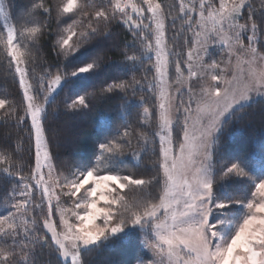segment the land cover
I'll use <instances>...</instances> for the list:
<instances>
[{
    "label": "snow or ice",
    "instance_id": "6c2138e0",
    "mask_svg": "<svg viewBox=\"0 0 264 264\" xmlns=\"http://www.w3.org/2000/svg\"><path fill=\"white\" fill-rule=\"evenodd\" d=\"M0 18L6 71L22 93L18 105L0 98V123L26 135L30 154L8 151L11 134L0 143V176L12 183L0 264H86L137 234L150 253L139 264H264V125L252 151L228 152L231 128L264 105V0H35L17 24L0 0ZM114 25L130 39L117 40ZM46 35L67 62L55 71L41 55ZM108 70L63 101L102 137L81 157L52 106L70 82ZM69 144L72 166L60 159ZM149 153L152 174L141 175ZM240 183L246 195L227 190Z\"/></svg>",
    "mask_w": 264,
    "mask_h": 264
},
{
    "label": "trees",
    "instance_id": "16d2710c",
    "mask_svg": "<svg viewBox=\"0 0 264 264\" xmlns=\"http://www.w3.org/2000/svg\"><path fill=\"white\" fill-rule=\"evenodd\" d=\"M7 10L10 14L11 23L17 24L20 22L30 10L31 5L35 0H4ZM165 3L170 2V0H164ZM258 2V0H257ZM55 3V0H53ZM57 25L53 20L51 22V31H55ZM0 31H3V25L0 20ZM113 33L117 40L122 41L125 38L130 39L126 27L124 26H113ZM54 36H45L41 42V55L43 60L47 62L48 65H52V70L55 71V65H63L67 63L63 57H57L55 52L50 50V44L54 39ZM89 53L84 52L71 59V66H79L85 62L86 57ZM110 60L116 61L120 57L117 52L110 51L108 53ZM40 62L38 61V64ZM7 60L4 56L2 50H0V98L5 96L13 101L15 104H20L22 101V93L19 90L18 83L14 82L11 75L7 73ZM41 71L40 67H37V74ZM114 75L111 70L102 73L100 76H93L87 79H76L66 85L57 97L56 104L52 107L57 109L55 113L50 114V120L53 125L67 127L70 129L71 135L76 143V147L79 150L81 157L91 156L95 145L99 142L102 137H99L97 130L93 127L92 120L88 115H68L63 111V101L69 96L76 92L82 90L85 87L91 85H99L101 80L109 79ZM139 78V73L137 74ZM126 78V77H122ZM147 95V94H146ZM117 103L116 100L109 101L110 105ZM3 110H0V116H2ZM244 129L242 130L239 125L233 126L231 128V139L228 141V152L238 153L247 152L254 149V136L259 135L261 126L264 125V105H255L252 109L248 111L244 119ZM11 134V139L8 141V151L11 152L16 149L17 152L22 154L27 161L30 155L27 151L28 144L26 140V135L21 134V138L18 140L16 135V130L10 125L6 126L0 123V143H3V138L5 135ZM21 147L17 148V144ZM60 159L63 160L64 164L67 166L74 165L76 157L73 152V146L71 144L66 145L60 150ZM155 158L148 154L145 157L144 164L140 166L139 173L141 175H150L151 167L150 163ZM127 168L132 172H138V169L134 166L133 162L127 164ZM24 174L27 175V168H25ZM127 174V173H125ZM12 183L0 176V213L4 211V198L11 191ZM247 185L244 183L230 185L228 191L233 195L243 196L247 194ZM155 191V189H153ZM39 193H37V196ZM143 236L142 234H137V236L130 243H122L117 248L114 249H104L98 252H91L85 254L84 259L86 264H109V261H114L116 264H136L139 262L143 251L141 249ZM41 262H45L49 259L47 252L40 258ZM55 259L54 257L52 258Z\"/></svg>",
    "mask_w": 264,
    "mask_h": 264
},
{
    "label": "rangeland",
    "instance_id": "374dc122",
    "mask_svg": "<svg viewBox=\"0 0 264 264\" xmlns=\"http://www.w3.org/2000/svg\"><path fill=\"white\" fill-rule=\"evenodd\" d=\"M3 4L5 6V10L8 11L4 0H3ZM0 20H1L2 25H4L5 21L2 18H0ZM9 22H11L10 18H9ZM169 35H171V33H169ZM170 43H172V42L170 41ZM212 51H213V55L214 56H218L219 53H220V51H221V49H220L219 45H216V46H214V48L212 49ZM149 103H151V102L149 101ZM150 165H151V163H150ZM151 173H152V169H151ZM141 249H142L143 253H142L141 257L139 258V261L140 260H147V259H149L150 258V253L148 252L147 249L142 248V244H141ZM136 264H139V262L136 263Z\"/></svg>",
    "mask_w": 264,
    "mask_h": 264
}]
</instances>
